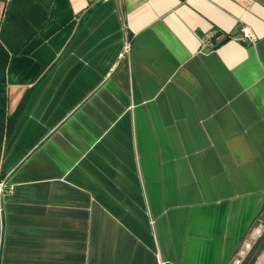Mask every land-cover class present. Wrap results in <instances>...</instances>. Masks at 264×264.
<instances>
[{
  "label": "crops",
  "instance_id": "0c3cea01",
  "mask_svg": "<svg viewBox=\"0 0 264 264\" xmlns=\"http://www.w3.org/2000/svg\"><path fill=\"white\" fill-rule=\"evenodd\" d=\"M0 46V264H264V0H0Z\"/></svg>",
  "mask_w": 264,
  "mask_h": 264
},
{
  "label": "trees",
  "instance_id": "16d2710c",
  "mask_svg": "<svg viewBox=\"0 0 264 264\" xmlns=\"http://www.w3.org/2000/svg\"><path fill=\"white\" fill-rule=\"evenodd\" d=\"M230 33H224L220 30H215L214 33L211 36V41L213 47H216L223 42L227 41L229 38H231ZM9 56L5 53L4 49L0 46V62H1V71H2V114H1V120H0V142L2 141V138L4 136L10 135L12 132L15 122L17 120V117L19 115L21 106H19L15 111L12 113H8L6 110V98L4 95V82H3V74L6 68V65L8 63ZM2 172V171H1ZM2 174H5L2 172ZM261 216H264V212L261 213ZM260 216V217H261ZM264 245V240H260L259 247Z\"/></svg>",
  "mask_w": 264,
  "mask_h": 264
},
{
  "label": "built area",
  "instance_id": "2783aa9c",
  "mask_svg": "<svg viewBox=\"0 0 264 264\" xmlns=\"http://www.w3.org/2000/svg\"><path fill=\"white\" fill-rule=\"evenodd\" d=\"M240 33H241V38L244 40H247L249 42L255 40V35L247 27H241ZM129 47H130L129 40H127L125 42L123 51H127ZM8 189L9 186L7 183V174H2V172L0 171V201Z\"/></svg>",
  "mask_w": 264,
  "mask_h": 264
},
{
  "label": "water",
  "instance_id": "95a60500",
  "mask_svg": "<svg viewBox=\"0 0 264 264\" xmlns=\"http://www.w3.org/2000/svg\"><path fill=\"white\" fill-rule=\"evenodd\" d=\"M2 114V71H1V62H0V120Z\"/></svg>",
  "mask_w": 264,
  "mask_h": 264
},
{
  "label": "rangeland",
  "instance_id": "374dc122",
  "mask_svg": "<svg viewBox=\"0 0 264 264\" xmlns=\"http://www.w3.org/2000/svg\"><path fill=\"white\" fill-rule=\"evenodd\" d=\"M250 250L251 251L248 253L247 257L249 256V254H251V257H252V253L255 251V248L254 247H251ZM247 257H245V260L243 262H245L247 260Z\"/></svg>",
  "mask_w": 264,
  "mask_h": 264
}]
</instances>
